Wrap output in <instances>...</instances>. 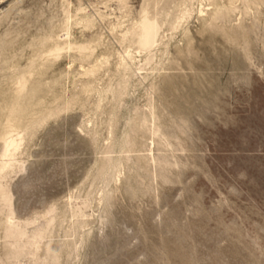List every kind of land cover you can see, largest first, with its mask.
Segmentation results:
<instances>
[{
  "label": "rangeland",
  "instance_id": "1",
  "mask_svg": "<svg viewBox=\"0 0 264 264\" xmlns=\"http://www.w3.org/2000/svg\"><path fill=\"white\" fill-rule=\"evenodd\" d=\"M0 264H264V0H0Z\"/></svg>",
  "mask_w": 264,
  "mask_h": 264
},
{
  "label": "bare ground",
  "instance_id": "2",
  "mask_svg": "<svg viewBox=\"0 0 264 264\" xmlns=\"http://www.w3.org/2000/svg\"><path fill=\"white\" fill-rule=\"evenodd\" d=\"M203 12L201 11V14ZM135 60V56L133 57V54L129 52L126 57L123 58V64L126 66V69L131 68L132 62ZM134 65V64H133Z\"/></svg>",
  "mask_w": 264,
  "mask_h": 264
}]
</instances>
